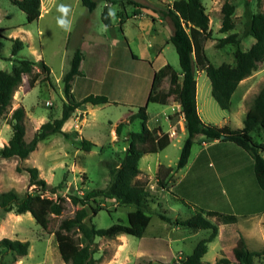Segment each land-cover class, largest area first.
<instances>
[{
    "label": "rangeland",
    "instance_id": "obj_1",
    "mask_svg": "<svg viewBox=\"0 0 264 264\" xmlns=\"http://www.w3.org/2000/svg\"><path fill=\"white\" fill-rule=\"evenodd\" d=\"M40 1L39 18L28 23L25 14L9 0H0V70L9 72L16 61L22 59L43 61L50 70L48 80H40L42 74L33 88L28 86V76H23L7 113L0 116V147L6 145L11 136L10 115L18 107L24 109V139L27 142L42 123L60 117L64 101L62 77L69 69L76 50L82 53V75L71 82L72 98L79 101L87 95L97 94L106 96L110 103L76 109L63 127V131L70 135L69 139L54 134L39 142L26 159L0 158V192L13 190L19 195H37L39 191H34V187L29 185V176L25 171L26 168H36L38 177L49 188L62 182L63 189L57 194L65 198L60 202L63 210L57 217L38 206L35 208L36 215H1L0 239L26 241L29 246L23 257L0 250V264H65L59 255L54 233L60 227L64 231L68 220L80 208L72 205L67 195L82 196L90 190L105 187L109 170L120 164L127 146L126 134L140 130L138 120L128 123L127 119L139 107L145 106L153 73L166 64L179 73L174 46L168 42L172 26L160 14L175 0H95L97 4L92 12H88L80 0ZM128 1L139 3L145 9L137 12ZM246 1L252 13L264 14V0H200L209 19L211 38L204 42V50L212 65L235 64V48L232 45L218 47L220 39L235 34L242 50H247L254 43L251 37H243ZM224 3L234 6V27L226 33L220 32L221 7ZM105 6L111 21L109 27L101 20ZM61 7L67 9L66 14L60 11ZM60 19L67 22V28L60 26ZM119 19L123 20L121 26ZM12 39L23 42V48L16 55H12ZM195 78L197 113L202 123L240 129L254 96L264 86V61L258 62L250 76L238 84L228 111L221 110L212 99L205 72L196 68ZM168 87L166 78L158 90L164 93ZM170 102L176 112L177 101L168 100ZM170 109L169 104L148 103L147 126L158 129L161 134L160 126L167 131L169 127L164 115L170 113ZM121 121L129 126L123 128L118 136L115 126ZM169 121L177 135L157 153L140 159V174L132 182L142 186L146 194L144 203L149 209L150 221L143 236L96 238L92 245L93 264H181L195 245L209 236L210 230H191L176 226L173 222L187 220L198 213L199 209L194 206L210 208L219 200V196L223 198L221 179L215 174L216 170L219 174L220 164L209 166L210 172L204 170L207 178L199 177L201 188L194 193L193 199L198 202L194 206L183 204L174 197L170 187L175 182V173L163 179L165 188H160L155 178L158 167H175L186 138V132H180L181 124L176 114L171 115ZM252 138L257 142L264 141V130L259 135L252 134ZM82 139L93 144L90 151L81 149ZM200 141L201 136H196L190 163L198 152L202 157L208 153L214 155L220 148L223 149L222 146H215L203 151ZM230 145L232 150L226 147L222 154L229 158L234 157L236 151L245 154L235 144ZM262 156L264 158V154ZM226 166L236 168L233 163ZM162 175L163 171L160 173ZM196 183L194 181L193 185ZM43 197L55 199L56 195L43 193ZM97 205L101 210L95 215L89 212V218L100 229L117 223L126 224L128 212L134 209L131 206H118L112 200H98ZM159 215L169 218L170 222L162 220ZM210 221L217 226V236L207 243V252L201 264H216L222 257L239 262L243 244L248 249L264 250V242H256L259 238L256 234L253 236L255 243L245 237L250 234V218L240 217L234 224H221L215 218ZM73 235L83 243L79 233ZM255 264H264V256L256 258Z\"/></svg>",
    "mask_w": 264,
    "mask_h": 264
},
{
    "label": "trees",
    "instance_id": "obj_2",
    "mask_svg": "<svg viewBox=\"0 0 264 264\" xmlns=\"http://www.w3.org/2000/svg\"><path fill=\"white\" fill-rule=\"evenodd\" d=\"M14 6L25 14L26 21L31 23L40 16V0H9ZM88 12L96 7L95 0H80ZM137 12L145 9L139 3L128 1ZM245 2L244 31L243 37H251L254 43L247 49L239 47L240 40L235 34H230L220 39L218 47L232 45L234 50V66L221 64L214 66L208 60L204 42L211 38L208 27L209 19L205 13L200 0H175L164 10L160 11L161 17L170 21L172 26L168 42L174 46L179 73L169 64L164 65L153 73L149 94L145 106L139 107L136 113L128 116L127 122H140L139 131H129L127 135V146L124 150L120 164L108 172V181L104 188L93 189L82 196L68 194L67 198L74 206H79L68 220L64 231L61 227L55 231L57 249L65 264H93L92 245L96 238L113 239L120 235H128L136 238L143 236L149 221V209L144 203L145 192L142 186L133 184V180L140 174L139 161L148 154H155L162 149L167 142V135L160 134L158 129L147 127L148 116L146 107L148 103H159L166 105L168 100H181V114L184 119L186 138L183 142L179 158L175 167L160 165L155 173L156 183L160 188H165L163 179L169 177L170 173H177L183 169L190 158L191 148L196 136H201V141L208 143L214 140L230 142L241 148L253 160V170L258 187L264 191V142L258 143L253 140L252 134H260L264 130V86L254 96L244 118L240 129L228 126L216 127L204 124L200 120L196 106V78L195 69L204 71L211 87V97L221 110L230 109V100L238 84L255 70L258 62L264 61V14L252 13ZM234 6L224 3L221 7L220 32L226 33L233 30L232 15ZM101 20L107 27L111 25L107 7L105 6ZM123 20L119 19V25ZM12 55H16L22 48L23 42L12 39ZM82 53L76 50L71 58L69 69L62 77L63 96L61 115L57 119L44 122L35 131L32 138L27 142L24 139L25 129L23 119L24 109L18 107L11 112V136L6 145L0 147V158L9 159L16 157L26 159L32 153L39 142L49 136L60 134L65 139L70 135L63 131L65 123L70 119L72 113L82 106H103L110 101L104 95H87L79 101H75L71 95V82L76 76H80V64ZM37 69L38 72H34ZM50 70L43 61H31L28 59L17 60L11 71L0 70V116L7 113L12 96L20 86L23 76H28V86L33 88L36 81L48 80ZM168 80V90L160 93L158 88L164 79ZM129 126L124 121L115 126L116 135H121L122 129ZM161 135V136H160ZM80 147L84 151H90L93 144L85 139L80 141ZM29 176V185L37 195L25 193L19 195L13 190L0 192V217L6 213L21 215L31 213L36 215L35 208H46L54 217L62 213V205L65 198L57 192L63 189L62 182L55 187L49 188L43 179L38 177L36 168H26ZM163 171V175L160 173ZM43 193L55 194L56 198L43 197ZM98 200H112L118 206H131L134 209L127 214L126 224H113L106 229L97 228L90 222L89 212L97 214L99 209ZM183 203V201H181ZM184 204V203H183ZM94 205V206H93ZM166 222L170 219L159 215ZM215 218L221 224H234L237 216L219 213L216 211L199 209L198 213L184 221H174L176 226L186 227L191 230H210L206 239L199 241L192 252L187 255L181 264H201L202 257L207 252V243L212 242L217 236V226L210 221ZM74 233H79L83 243L78 242ZM29 243L26 241L0 239V250L13 253L18 257L27 254ZM264 256V250L250 251L245 245L241 247L239 262H232L226 257L220 258L216 264H255V259ZM151 264V263H145Z\"/></svg>",
    "mask_w": 264,
    "mask_h": 264
},
{
    "label": "crops",
    "instance_id": "obj_3",
    "mask_svg": "<svg viewBox=\"0 0 264 264\" xmlns=\"http://www.w3.org/2000/svg\"><path fill=\"white\" fill-rule=\"evenodd\" d=\"M80 75H82L81 68H80ZM176 101H177L176 112H174L175 108L172 102L167 103L170 105L171 109H170V113L164 115V119L167 120L169 129L167 131H164L163 128L160 126L162 135H167L168 143L170 142V139L172 137H175L177 135V132L175 131V127L172 126L171 122L169 121V117L171 115L176 114V116L180 120V124H181L180 132L185 131L184 119H183V115L181 114V100L177 99ZM74 114L72 113V115ZM148 128L151 129L150 127ZM261 142L259 141L258 143ZM200 144L202 146L203 151L206 150V148L209 149L210 147H215V146H222L223 149L220 148V151L214 153V155L208 153L202 157H201V153L198 152V154H196L194 159L192 160L193 161L192 163H190L191 161L189 162L188 160L187 165L183 169L175 173V182L170 187L174 197L177 198L180 202L183 201V203L187 205L194 206L198 204L197 200L193 199V196L196 190L201 188V184H200L201 181L198 180L199 177L207 178L206 176L208 174H206L204 170L207 169L209 171V166L212 165V167H216L215 164L217 165L220 164L219 174L217 170L215 174H217L216 176L219 179H221L220 184L222 185L223 198L219 196V200L216 201V203L211 204L212 207L210 208H206L201 204H199L201 205V208L198 206H194V207L202 210H210L223 214L235 215L237 216V221L240 217L250 218V223H251V230L249 231L250 234L244 236L250 239L252 243H255L253 236L256 234V236L259 237L256 240V242L263 244L264 191L258 187V184L256 182L254 176V170H253V160L246 152L245 154H247L249 157H247L244 153H240V151H236L234 157H230V158L222 154V152L226 147H228V150L230 151L232 150L230 142H222L219 140H214L208 143L200 141ZM230 160L232 162H230ZM231 163H233V165L236 168L234 169L227 168L226 165ZM191 172L193 174L190 176L191 178L187 180ZM194 181L197 182L195 185H193ZM248 250L259 251L256 249H248Z\"/></svg>",
    "mask_w": 264,
    "mask_h": 264
},
{
    "label": "clouds",
    "instance_id": "obj_4",
    "mask_svg": "<svg viewBox=\"0 0 264 264\" xmlns=\"http://www.w3.org/2000/svg\"><path fill=\"white\" fill-rule=\"evenodd\" d=\"M60 11L66 14L67 9L64 8V7H61ZM58 23L60 24L61 27H64V28H67L68 27L67 22L64 19H60L58 21Z\"/></svg>",
    "mask_w": 264,
    "mask_h": 264
},
{
    "label": "water",
    "instance_id": "obj_5",
    "mask_svg": "<svg viewBox=\"0 0 264 264\" xmlns=\"http://www.w3.org/2000/svg\"><path fill=\"white\" fill-rule=\"evenodd\" d=\"M74 114V113H73Z\"/></svg>",
    "mask_w": 264,
    "mask_h": 264
}]
</instances>
